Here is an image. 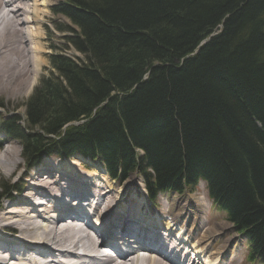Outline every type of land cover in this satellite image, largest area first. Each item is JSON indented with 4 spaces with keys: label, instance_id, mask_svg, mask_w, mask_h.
<instances>
[{
    "label": "trees",
    "instance_id": "obj_1",
    "mask_svg": "<svg viewBox=\"0 0 264 264\" xmlns=\"http://www.w3.org/2000/svg\"><path fill=\"white\" fill-rule=\"evenodd\" d=\"M54 12L82 58L52 54L25 117L0 120L26 165L81 157L119 183L140 175L152 202L204 182L264 264V0H62Z\"/></svg>",
    "mask_w": 264,
    "mask_h": 264
},
{
    "label": "bare ground",
    "instance_id": "obj_2",
    "mask_svg": "<svg viewBox=\"0 0 264 264\" xmlns=\"http://www.w3.org/2000/svg\"><path fill=\"white\" fill-rule=\"evenodd\" d=\"M47 6L46 0H0V89L4 92L14 93L18 88L20 93L29 86L31 76L37 75L41 50L35 42L38 32L32 26L41 23L46 13L42 8ZM16 44L18 50L21 47L17 64L24 61L22 70L13 62ZM2 148L0 175L14 176L20 167L18 154ZM67 168L47 165L20 174L27 179L19 194L0 204V264L233 263L229 258L224 261L233 252L230 240L219 250L206 245L216 230L204 228L205 214L200 215L199 201L190 200L181 211L172 202L154 210L144 201L126 206L131 203L132 186L118 192L97 175L104 184L86 175L88 172ZM131 198L134 201L135 197ZM160 235L164 236L162 242Z\"/></svg>",
    "mask_w": 264,
    "mask_h": 264
},
{
    "label": "rangeland",
    "instance_id": "obj_3",
    "mask_svg": "<svg viewBox=\"0 0 264 264\" xmlns=\"http://www.w3.org/2000/svg\"><path fill=\"white\" fill-rule=\"evenodd\" d=\"M48 3L47 8H42L46 13L41 16V23L39 25L32 26L33 30H37L38 36L36 39V43H39V47L41 50V54L39 55V58L41 60V65L39 67L38 73L35 76H31L29 80V86L27 88H22L20 93L18 92V88H16V91L13 93L4 92L0 89V120L3 119H9L13 116H19L20 118L25 117V104L27 103L28 99L32 95L35 87L38 86L39 80L43 76H48V74L51 71V65L49 61V57L52 54L56 53H62L66 54L72 59H81V55L77 53L74 49L68 47L67 45V37L70 35V33H62L58 30L59 27L61 28H67L69 30H72L74 27L70 23V21L63 16L57 15L54 12V8L61 4L62 0H46ZM3 28V26H2ZM1 30V28H0ZM32 41V40H31ZM30 41V42H31ZM34 41L31 42L33 44ZM18 44H16V50L13 52V62L16 66H18L17 62L21 58V47L18 50ZM21 64H24V61L19 64V68H21ZM17 70V69H15ZM16 77H19V74H15ZM0 154H2V147L11 148L13 152L18 154L16 162L20 164V167L17 171V173L14 176H3L0 175V185L3 183L11 182L13 185H17L19 189L21 190L22 182L26 181V177L21 178L20 174L23 172H31L34 169L37 168H44L47 167V165H51L52 167L60 166L64 169L67 167H72L73 170H75L78 173L88 174L86 175H92V178H94L97 182H102L100 179H97L95 176L101 177L103 180H107L108 185L112 188L117 187L118 192L121 191L122 187H133L132 194L129 196L130 202H126V206H130L131 204L133 206H139L143 201L145 203H148L149 208L158 209L160 206L164 205L165 203H175L177 211H181V209L184 207V205L187 202L199 201L197 206L198 210L200 211V215H204V228L206 230H209L211 228H215L216 233H214L210 240L208 239L206 243L213 245V248L216 250H219L222 243H224L227 240L229 241V247L230 250L233 251L231 255H227L225 260H228L229 262H233L232 264H259V263H250L248 261V254H249V242L246 239V237L240 235L234 225L228 221L227 214L223 211H221L210 199L207 185L204 182H201L197 189L194 192L186 191L183 194H178L174 192L164 193L156 200V202H151L149 199L145 183L142 179V177L138 174H134L131 179H129L125 183H119L116 181H113L106 173L105 168L98 162H81V159L78 157H75L73 159H59L56 157H48L43 160V162L37 166L29 167L26 165L23 157H22V147L20 143L17 141H13L9 138H6L3 133L0 132ZM79 163L80 165L74 166L72 163ZM84 165L86 168L82 167ZM80 168V169H77ZM68 169V168H67ZM83 169V170H82ZM104 169V171H101ZM73 172V171H72ZM74 173V172H73ZM28 174V173H27ZM76 174V173H75ZM78 176V175H77ZM76 177V176H74ZM79 177V176H78ZM101 184H104L103 182ZM119 188V189H118ZM20 190L18 192H13L10 194H5L2 192L1 186H0V204L1 203H9L11 201L12 197H16ZM132 197L134 201H132ZM11 197V198H10ZM191 197V199H190ZM170 200V201H169ZM44 202V201H42ZM201 202V203H200ZM194 204V202H193ZM183 206V207H182ZM122 206H119V209ZM42 208V207H41ZM204 211V212H203ZM125 216V214H123ZM206 217V218H205ZM76 218V217H75ZM129 216L127 215L124 220H127ZM208 220V221H207ZM42 221V220H41ZM206 223V224H205ZM209 223V224H208ZM222 223V224H221ZM221 229V230H220ZM228 263V262H226ZM203 264H206V261H203Z\"/></svg>",
    "mask_w": 264,
    "mask_h": 264
},
{
    "label": "water",
    "instance_id": "obj_4",
    "mask_svg": "<svg viewBox=\"0 0 264 264\" xmlns=\"http://www.w3.org/2000/svg\"><path fill=\"white\" fill-rule=\"evenodd\" d=\"M205 43H206V41H204V42L201 44V46L204 45ZM197 51H198V50H197ZM197 51H196V52H197Z\"/></svg>",
    "mask_w": 264,
    "mask_h": 264
}]
</instances>
